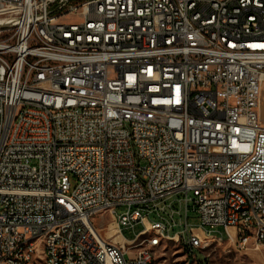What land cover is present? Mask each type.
Returning a JSON list of instances; mask_svg holds the SVG:
<instances>
[{
	"label": "built area",
	"instance_id": "2783aa9c",
	"mask_svg": "<svg viewBox=\"0 0 264 264\" xmlns=\"http://www.w3.org/2000/svg\"><path fill=\"white\" fill-rule=\"evenodd\" d=\"M263 85L264 0H0V264L264 256Z\"/></svg>",
	"mask_w": 264,
	"mask_h": 264
},
{
	"label": "rangeland",
	"instance_id": "374dc122",
	"mask_svg": "<svg viewBox=\"0 0 264 264\" xmlns=\"http://www.w3.org/2000/svg\"><path fill=\"white\" fill-rule=\"evenodd\" d=\"M69 20L76 18L67 17ZM261 102L263 103L259 112L264 117V88H262ZM95 226L100 235L106 237V231L109 227L108 235L116 230L113 225V219L109 214H105L95 218ZM112 231H110L111 229ZM141 231V227H137L135 231L123 230V236L127 240H133L135 235ZM114 241V237L112 238ZM115 242V241H114ZM156 262L159 264H264V256L257 250H239L228 243L217 244L212 243L209 252L200 255L196 260H192L185 256L181 247L174 242L163 240L161 245L155 250Z\"/></svg>",
	"mask_w": 264,
	"mask_h": 264
},
{
	"label": "bare ground",
	"instance_id": "6f19581e",
	"mask_svg": "<svg viewBox=\"0 0 264 264\" xmlns=\"http://www.w3.org/2000/svg\"><path fill=\"white\" fill-rule=\"evenodd\" d=\"M59 101H73V94L60 93ZM111 229V228H110ZM112 231V229L110 230ZM117 230H113L110 234L111 237L115 238L114 241L118 244L126 246L127 243L121 238L120 235H117ZM49 237H56V230H49ZM161 237V230L158 229H148L141 230L138 233V239H133L131 242V249L133 252H141L142 245H147V241L153 240L155 238ZM163 240H160V245ZM170 241V240H167ZM212 241H205L202 246V253L209 252ZM34 245V233H24L23 241H16L14 244V259H21L22 255H28V248ZM158 244L149 245V259L151 263L156 262L155 250L158 248ZM182 249H190V242H182ZM39 255L43 258H50V249L47 247H39ZM88 264H101V263H88Z\"/></svg>",
	"mask_w": 264,
	"mask_h": 264
},
{
	"label": "trees",
	"instance_id": "16d2710c",
	"mask_svg": "<svg viewBox=\"0 0 264 264\" xmlns=\"http://www.w3.org/2000/svg\"><path fill=\"white\" fill-rule=\"evenodd\" d=\"M72 2L86 1V0H71Z\"/></svg>",
	"mask_w": 264,
	"mask_h": 264
},
{
	"label": "crops",
	"instance_id": "0c3cea01",
	"mask_svg": "<svg viewBox=\"0 0 264 264\" xmlns=\"http://www.w3.org/2000/svg\"><path fill=\"white\" fill-rule=\"evenodd\" d=\"M263 88H264V85H263ZM262 104H263V103L261 102V106H262ZM261 117L264 119V117H263V116H261Z\"/></svg>",
	"mask_w": 264,
	"mask_h": 264
}]
</instances>
